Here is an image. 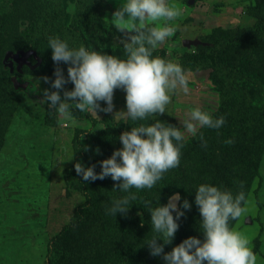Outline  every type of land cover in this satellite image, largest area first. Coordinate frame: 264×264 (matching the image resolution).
<instances>
[{"label": "rangeland", "instance_id": "374dc122", "mask_svg": "<svg viewBox=\"0 0 264 264\" xmlns=\"http://www.w3.org/2000/svg\"><path fill=\"white\" fill-rule=\"evenodd\" d=\"M87 1L95 7L94 18L83 27L89 49L123 58L122 41L128 39L131 30L118 29L111 19L120 0ZM31 2L0 0V67L2 63L9 69L14 88L10 96L0 94V127L5 124L3 136L0 135V264L46 263L51 239L73 220L86 200L71 178L77 142L91 138L86 150L95 158H104L122 147L119 135L115 136L110 128L117 126L121 133L133 123L118 112L126 110L125 94L119 88L113 93L112 111L99 110L98 118L89 113V119L85 120L77 119L73 113L75 123L62 118L47 104H40L43 89L51 87L42 78L53 79L57 64L51 59L47 43L38 51L22 48L30 26ZM169 3L182 9V15L169 21L175 24L176 32L153 55L176 60L187 70L189 93L177 90L168 112L154 116L183 131L181 121L188 109L200 107L213 116L223 115L225 124L220 129H199L207 141L206 147L198 136L185 132L180 165L165 172L153 188L130 190L137 200L130 201L125 213H117L113 237L124 236L132 252L142 250L139 264H163L162 255H151L143 243L154 232L150 213L140 202L152 200L163 204L182 192L186 196L191 194L192 199L194 187L201 182L222 187L227 184L226 188L233 193L243 190L248 200V211L229 221V225L249 239L258 257L257 264H264V132L238 126L221 110V88L227 86L238 103L247 98L251 119L264 122V0H169ZM9 52L17 54L21 63L7 57ZM229 138L234 142L225 143ZM61 144H67L74 153L69 160L55 162ZM239 152L248 163L259 161L251 180L247 174L239 173L246 169V164L236 163L235 155ZM104 180L92 183L101 185ZM232 181L238 185H231ZM176 203L179 206V201ZM184 222L187 221H178L179 227L171 243L164 245V251L194 236ZM158 242L162 241L158 238ZM124 250V259L116 264H130L131 250L128 246Z\"/></svg>", "mask_w": 264, "mask_h": 264}, {"label": "clouds", "instance_id": "9594fccd", "mask_svg": "<svg viewBox=\"0 0 264 264\" xmlns=\"http://www.w3.org/2000/svg\"><path fill=\"white\" fill-rule=\"evenodd\" d=\"M67 11L75 14V4ZM182 9L169 0H120V6L112 13L118 29L131 30L128 39L122 41L124 57L108 54L84 45L73 46L59 36H49L47 47L51 59L59 65H67V76L57 66L54 78L42 79L50 83V89L42 92L40 104H47L62 118L71 120L77 110L92 113L97 110H113V93L124 91L126 110L118 111L133 122L129 129L119 135L122 147L99 161V171L93 165L74 163L75 172L82 181H94L110 177L118 181L114 188L127 195L113 198L108 214L125 213L130 201L137 197L131 189H151L165 172L180 165L181 150L185 145V132L197 137L206 147L201 128L220 129L225 124L223 115L213 116L200 107H190L181 127L156 119L155 113L168 112L172 95L177 91L189 93L187 70L176 60L153 55L155 49L176 32V21ZM151 20L152 24L145 23ZM71 82L70 89L65 88ZM103 101V105L100 103ZM117 113V112H115ZM143 121V122H141ZM152 121V122H150ZM231 144L229 138L224 141ZM56 161L72 158L67 144H61ZM194 203L200 213L203 238L188 236L171 250L164 251L179 227V219L191 207L189 201L175 193L166 203L140 202L150 213L154 234L146 239L153 256L162 255L163 264H257V254L250 247L249 239L229 225L247 211L248 200L243 190H232L205 181L194 187ZM83 199V197H81ZM158 200V197H157ZM176 201H179V206ZM159 241L162 242H158Z\"/></svg>", "mask_w": 264, "mask_h": 264}, {"label": "trees", "instance_id": "16d2710c", "mask_svg": "<svg viewBox=\"0 0 264 264\" xmlns=\"http://www.w3.org/2000/svg\"><path fill=\"white\" fill-rule=\"evenodd\" d=\"M72 1L76 3L77 11L75 14H69L66 10L69 2ZM94 16L95 7L87 0H32L28 19L30 26L26 31L22 48L38 51L42 44L47 43L49 36H59L68 40L70 45H84L89 48L83 33V27L88 26ZM210 65L214 66L213 64ZM56 66L64 71L66 77L67 65L61 62ZM67 86L71 88V82L67 83ZM221 90V110L222 114L227 116V119L238 126L251 127L264 132V122L260 123L249 117L247 98L238 103L236 96L227 86H222ZM0 94L9 96L14 94L9 69L3 67L2 63L0 67ZM74 115L79 120L89 119V113H81L78 110L74 112ZM4 125L0 127L1 136H3L5 130ZM118 128L114 126L109 131L112 132L113 129L115 136L120 135ZM87 142L91 143L92 139L84 138V140L77 142L76 161L82 162L85 166L93 165L94 169L100 170L99 161L108 157L111 153H108L104 158H95L93 154L86 150ZM199 145L200 143L196 145V149ZM239 153L235 155L236 163L246 164L244 165L246 169L239 173L247 174L251 180L257 173L259 161H251L252 164L248 163L245 161L246 156L241 154L242 152ZM71 174V178L74 179L77 187L84 193L86 200L73 220L51 239V248L45 264H116V262L124 259L125 256L122 255V251H125L124 249L127 246L131 250L130 264H139L140 260L138 258L141 257L142 250L138 249L132 252V246L126 242L124 236L113 237V230L116 227L115 219L119 211L115 216L108 214L106 211L111 206L113 198L127 195L122 190L113 187L118 185L119 182L113 181L110 177H105L104 184L95 185L92 181H82L75 170ZM233 184L238 185L232 181L231 185ZM223 186L226 188L227 184ZM189 195L191 196V194ZM189 195L186 196L182 192L181 199L186 198L191 207L184 210L185 215L179 220L187 221L184 223L190 227L191 232L194 233L193 235L202 239L203 233L199 229L202 226L200 213L194 203V192H192V199H189Z\"/></svg>", "mask_w": 264, "mask_h": 264}, {"label": "water", "instance_id": "95a60500", "mask_svg": "<svg viewBox=\"0 0 264 264\" xmlns=\"http://www.w3.org/2000/svg\"><path fill=\"white\" fill-rule=\"evenodd\" d=\"M31 52H33L34 53V51L33 50H31ZM7 57H12V58H14V59H16V60H18V62H20L21 63V59L18 57V55L17 54H14V53H7Z\"/></svg>", "mask_w": 264, "mask_h": 264}]
</instances>
